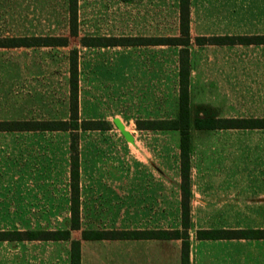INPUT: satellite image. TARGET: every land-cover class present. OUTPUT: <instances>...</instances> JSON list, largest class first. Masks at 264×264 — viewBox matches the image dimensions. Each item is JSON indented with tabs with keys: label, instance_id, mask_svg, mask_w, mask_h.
Segmentation results:
<instances>
[{
	"label": "rangeland",
	"instance_id": "1",
	"mask_svg": "<svg viewBox=\"0 0 264 264\" xmlns=\"http://www.w3.org/2000/svg\"><path fill=\"white\" fill-rule=\"evenodd\" d=\"M69 9V0H0V39L69 36L68 46L0 47V120L68 119L69 58L78 49L79 121L110 125L78 130L83 198L105 194L104 185L149 183L161 169L160 226H175L180 132L139 129L136 121L178 116L180 47H89L81 37L177 36L179 0H78V37L70 35ZM190 32L191 117H264V44L195 43L199 35L264 34V0H191ZM71 134L0 131V230L70 227ZM191 137L193 173L234 165L264 178V129L192 128ZM118 210L99 224L85 214L83 228H121ZM240 226H264V208L242 207ZM119 250L112 249L113 264ZM0 264H70V241H0Z\"/></svg>",
	"mask_w": 264,
	"mask_h": 264
},
{
	"label": "trees",
	"instance_id": "2",
	"mask_svg": "<svg viewBox=\"0 0 264 264\" xmlns=\"http://www.w3.org/2000/svg\"><path fill=\"white\" fill-rule=\"evenodd\" d=\"M70 3V35L79 36L78 29V0ZM191 0H179L180 34L168 37L143 36H83L81 43L89 47L105 46H137V45H170L179 46V114L171 119H141L137 120L139 129L178 130L180 132V189L182 207V229L157 231L146 230H83L84 239H121V238H181L182 264H189V229L191 228V167H192V137L191 129H264V118L260 117H217L197 115L191 117V58L190 32ZM197 45H233V44H264V34L240 35H199L195 37ZM69 36H24L5 37L0 39V47L21 46H68ZM79 51L70 52V116L61 120H0V131H70L71 134V163H70V227L63 229H7L0 230V241L25 240H68L70 241V264H82L81 241L72 238V230H79L80 224V163L77 147L78 130H106L110 125L105 120L79 121ZM199 238H264V229H211L197 230Z\"/></svg>",
	"mask_w": 264,
	"mask_h": 264
},
{
	"label": "crops",
	"instance_id": "3",
	"mask_svg": "<svg viewBox=\"0 0 264 264\" xmlns=\"http://www.w3.org/2000/svg\"><path fill=\"white\" fill-rule=\"evenodd\" d=\"M179 72V65H178ZM214 108H210L212 110ZM215 111V110H214ZM241 117V116H220ZM264 118V117H260ZM237 128H228L233 130ZM149 183L140 182L125 185L122 190H112L104 185L106 193L83 198L80 185L79 231L87 215L94 216L96 223L112 219L111 208H119L124 218L121 228H92L96 230L121 229L126 231L161 229H182L181 175L177 179L175 226L161 227L162 185L161 169ZM262 173H250L239 167L202 165L196 173L191 167V228L189 229V264H264V238H199L197 230L242 229L240 209L264 208V178ZM252 177V178H249ZM195 187H199L196 193ZM199 195V197H197ZM196 198V199H194ZM128 209V210H126ZM134 209V210H130ZM195 209V210H194ZM199 209V210H196ZM86 214V216H85ZM199 214V219H198ZM199 221L200 225H197ZM254 229H264V226ZM81 241L82 264H113L112 249H120V264H182L181 238H121L84 239ZM85 244L88 261L86 260Z\"/></svg>",
	"mask_w": 264,
	"mask_h": 264
},
{
	"label": "water",
	"instance_id": "4",
	"mask_svg": "<svg viewBox=\"0 0 264 264\" xmlns=\"http://www.w3.org/2000/svg\"><path fill=\"white\" fill-rule=\"evenodd\" d=\"M116 123H117V125H119V127H121V124H120V122H119L118 120H116ZM124 134H125L127 137H129L128 132L124 131Z\"/></svg>",
	"mask_w": 264,
	"mask_h": 264
}]
</instances>
